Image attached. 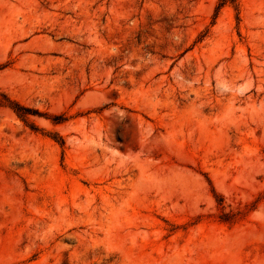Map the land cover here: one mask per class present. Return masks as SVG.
I'll return each instance as SVG.
<instances>
[{"label":"rangeland","instance_id":"374dc122","mask_svg":"<svg viewBox=\"0 0 264 264\" xmlns=\"http://www.w3.org/2000/svg\"><path fill=\"white\" fill-rule=\"evenodd\" d=\"M0 264H264V0H0Z\"/></svg>","mask_w":264,"mask_h":264},{"label":"trees","instance_id":"16d2710c","mask_svg":"<svg viewBox=\"0 0 264 264\" xmlns=\"http://www.w3.org/2000/svg\"><path fill=\"white\" fill-rule=\"evenodd\" d=\"M233 1V0H231ZM223 4H225V2H223ZM14 113H16L18 116H23L24 115V112H28V110H24V108H22L19 104L17 103H14L13 106L10 107Z\"/></svg>","mask_w":264,"mask_h":264}]
</instances>
